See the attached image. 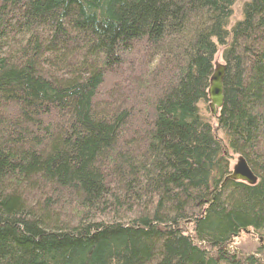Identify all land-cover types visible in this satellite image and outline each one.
I'll list each match as a JSON object with an SVG mask.
<instances>
[{
    "label": "trees",
    "instance_id": "1",
    "mask_svg": "<svg viewBox=\"0 0 264 264\" xmlns=\"http://www.w3.org/2000/svg\"><path fill=\"white\" fill-rule=\"evenodd\" d=\"M235 1L0 0V264H264V0Z\"/></svg>",
    "mask_w": 264,
    "mask_h": 264
},
{
    "label": "water",
    "instance_id": "2",
    "mask_svg": "<svg viewBox=\"0 0 264 264\" xmlns=\"http://www.w3.org/2000/svg\"><path fill=\"white\" fill-rule=\"evenodd\" d=\"M225 75V64L216 63L212 74L209 78V86L207 89L208 107L212 115L216 114V111L221 108L224 102L223 96V78ZM230 179L233 181L244 182L247 184H254L256 182V176L251 171L245 158L242 155H238V160L230 170V173L224 177V181ZM189 221H186V224Z\"/></svg>",
    "mask_w": 264,
    "mask_h": 264
},
{
    "label": "rangeland",
    "instance_id": "3",
    "mask_svg": "<svg viewBox=\"0 0 264 264\" xmlns=\"http://www.w3.org/2000/svg\"><path fill=\"white\" fill-rule=\"evenodd\" d=\"M244 2H245V0H236L234 2L233 6H232V15L230 18L229 25H232L234 22H236L237 20H239L242 17V6H243ZM221 50H222V47L219 48V50L215 54L214 65L216 63H223L222 56H221ZM208 102L209 101L207 100L206 103H201L200 109H201L203 114L209 115V118H210V121L213 125V128L216 131L218 129L215 128V127H217V124H216V119L214 118L215 117L214 115H217L218 111H216V114L212 115L210 113V110L208 107ZM212 116H214V117H212ZM238 155L239 154H236V153L230 154L229 170H231L233 168V166L235 165V163L237 162ZM256 242H257V238H255L254 235H251L248 233H242L235 239V241H234L233 245H231V247H234V249H236L237 251L252 252L257 245V244H255Z\"/></svg>",
    "mask_w": 264,
    "mask_h": 264
}]
</instances>
